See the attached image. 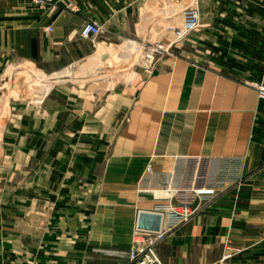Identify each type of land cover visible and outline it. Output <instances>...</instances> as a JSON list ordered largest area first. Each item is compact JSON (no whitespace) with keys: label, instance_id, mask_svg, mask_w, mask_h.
<instances>
[{"label":"crops","instance_id":"obj_1","mask_svg":"<svg viewBox=\"0 0 264 264\" xmlns=\"http://www.w3.org/2000/svg\"><path fill=\"white\" fill-rule=\"evenodd\" d=\"M70 1L52 16L0 0V264H128L146 239L138 213L166 203L167 184L211 179L216 195L156 246L160 264H264V101L247 86L263 72L264 0ZM188 6L200 28L151 72L82 82L172 41ZM20 71L70 75L31 101Z\"/></svg>","mask_w":264,"mask_h":264},{"label":"built area","instance_id":"obj_2","mask_svg":"<svg viewBox=\"0 0 264 264\" xmlns=\"http://www.w3.org/2000/svg\"><path fill=\"white\" fill-rule=\"evenodd\" d=\"M32 2L52 16L64 11H77V6L70 0H32ZM198 28H200L198 12L194 6H188L182 11V22L179 27L170 25L165 27L166 31L173 34V40L170 42L154 41L146 46L136 47L132 61L133 66L151 72L155 61L171 56L177 44ZM47 30L52 31V27L49 26ZM101 33V27L94 22H86L80 29L82 39L95 40ZM262 68L261 76L248 82L247 86L254 90L258 99L264 101V58ZM151 173V166L146 167L143 178L147 180ZM220 184L221 182L215 179L196 180L190 186L181 188L167 184L163 191L169 194V199L166 203L156 206L153 211L161 216L160 229L158 232H145V241H141L138 246L127 253L128 264H160L156 255V246L164 241L168 233L188 223L195 214L197 205L213 198ZM137 232L143 231L137 230Z\"/></svg>","mask_w":264,"mask_h":264},{"label":"rangeland","instance_id":"obj_3","mask_svg":"<svg viewBox=\"0 0 264 264\" xmlns=\"http://www.w3.org/2000/svg\"><path fill=\"white\" fill-rule=\"evenodd\" d=\"M132 65H133V63L131 61H127V63H125V64H123L122 61H118L116 63L115 62L110 63L108 66L102 67L101 72L99 74H97L96 77H93V79H86L85 81H82V82H86L87 84H89L91 82L99 81L100 83L103 82L105 84V86H107V85H109V82H111V80L109 78H112V77L117 76V75L122 74V73H128V69H130V67ZM112 71H119V72H113L112 73ZM19 73H20V74H18V76H20L19 84L21 86H20V88L17 87V90L19 92L17 94L21 95V97L25 98V99L32 98L31 101L33 100L32 96L38 97L37 95L41 94L40 91L42 90V87L36 84L39 80H41L40 83H44L45 85H49V84L54 85V84H56L57 81H62V78H52V79H50V78H39L37 80H31L27 76L26 73H23V71H20ZM69 75H70V73L68 71L62 72V76L64 78L68 77ZM127 77L128 76H122L121 78H122V80H125V79H127ZM121 78L117 77L116 79H114L113 84L118 83L121 80ZM72 80H74V79H72Z\"/></svg>","mask_w":264,"mask_h":264},{"label":"water","instance_id":"obj_4","mask_svg":"<svg viewBox=\"0 0 264 264\" xmlns=\"http://www.w3.org/2000/svg\"><path fill=\"white\" fill-rule=\"evenodd\" d=\"M161 216L153 211H140L137 217L136 229L143 232H158Z\"/></svg>","mask_w":264,"mask_h":264},{"label":"bare ground","instance_id":"obj_5","mask_svg":"<svg viewBox=\"0 0 264 264\" xmlns=\"http://www.w3.org/2000/svg\"><path fill=\"white\" fill-rule=\"evenodd\" d=\"M127 59H128V55L127 56L121 55V60L124 64L127 63V61H126ZM65 78L63 77L62 80H64ZM50 79H52V78H50ZM40 81L41 80H39L36 84L42 87V90L40 92H41V95H44L53 85L52 84L45 85L44 83H40Z\"/></svg>","mask_w":264,"mask_h":264}]
</instances>
